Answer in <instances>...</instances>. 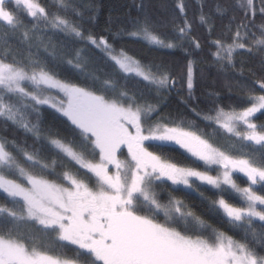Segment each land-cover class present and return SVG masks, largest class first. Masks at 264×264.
Listing matches in <instances>:
<instances>
[{"label":"snow or ice","instance_id":"snow-or-ice-1","mask_svg":"<svg viewBox=\"0 0 264 264\" xmlns=\"http://www.w3.org/2000/svg\"><path fill=\"white\" fill-rule=\"evenodd\" d=\"M50 3L55 11L40 0H0V124L24 136L0 134V264H264L256 251L264 248V124L254 121L264 114V79L257 81L260 93L253 85L239 109L216 104L197 110L189 102L203 70L191 56L202 46L192 36L184 0H177L181 23L174 13L171 36L156 30L143 4L130 27L113 34L114 40L182 51L189 58L181 79L85 29V12L74 0ZM196 3L218 72L235 70L238 50L264 53V0L217 3V15L233 14L215 39L203 0ZM93 49L106 58L104 68L95 66ZM63 66L75 78L61 77ZM185 86L181 103L216 125L213 135L222 129L238 143L218 146L195 120L185 126L180 116H161L167 97ZM44 106L66 118L71 139L42 127ZM29 137L38 147L27 144ZM177 148L194 158L191 163L168 157ZM122 149L127 159H120ZM234 174L246 177L247 186ZM158 188L168 190L166 202ZM175 190L207 201L209 213L240 231L241 240L197 215L172 195Z\"/></svg>","mask_w":264,"mask_h":264},{"label":"trees","instance_id":"trees-1","mask_svg":"<svg viewBox=\"0 0 264 264\" xmlns=\"http://www.w3.org/2000/svg\"><path fill=\"white\" fill-rule=\"evenodd\" d=\"M40 2L49 11L56 10L52 7L50 0H40ZM74 2L85 12V29L90 30L97 37L103 36L108 38L109 42L114 44L117 50L123 48L128 55L145 63L164 65L178 79L182 78L184 64L189 58L182 51L150 48L144 43L133 42L127 37L113 39V34L121 28L130 27L128 23L130 17L136 18L142 14L138 8L141 4H143V13H147L150 16L156 25V30L161 34L171 36L174 13L177 17L176 22L181 23L179 20V10L176 8L177 0H74ZM233 2L234 0H203V11L206 16L211 17L213 22L212 39L222 38L225 27L229 23L230 16L233 14L230 11L229 14L223 17L217 15L215 11L216 4L221 3L231 6ZM89 3L92 5L91 9L83 7ZM184 3L186 5V14L193 25L192 36L202 46L201 50H194L191 56L192 59L197 61V68L203 70V77L197 76L194 88L196 99L189 103L192 107L197 108V110L205 112L209 108L215 107L216 104L223 107L226 111L232 107L239 109L245 106L243 99L249 94L248 90L253 85H255V91L260 93L257 81L264 79V53H248L245 50H238V53L234 54L235 70H229L226 73L218 72L213 64L211 52L214 48L210 47L207 27L201 25L199 22L200 5L196 3V0H184ZM13 7L15 6L13 5ZM235 15L239 19L241 14L236 10ZM89 16H94V19L89 20ZM28 19L30 20V18ZM257 23H259V17H257ZM60 39H63L62 35ZM54 40H56L55 36ZM12 43L17 45L19 42L13 38ZM90 55L96 61L95 66L97 68L105 67L104 61L106 58L103 57L102 53L93 49ZM59 72L61 77L75 78L72 70L67 66H63L59 69ZM179 92L180 95L173 92L167 97L166 103L162 104L160 108L162 117L180 116L184 118L185 126H187L188 121L195 120V126L201 129L206 136L211 137V142L218 146L226 147L229 143H238L235 137L229 138V135L224 133L222 129H218L213 135V128L217 126H209L205 121L197 118L189 108L181 103V100L186 95V86L180 88ZM210 93H215V95L210 96ZM149 99L155 102L156 98L152 96ZM254 121L258 125L264 124V114L257 113ZM41 125L45 129L50 130L53 135L65 139L72 138V126L66 118L61 117L54 109L47 108L46 106L41 109ZM0 134L7 136L9 139L15 137L18 141L24 140L23 133L13 129L11 126L5 131L3 125L0 124ZM27 144L38 147V144H34L31 137L27 139ZM167 155L170 159L180 164H189L194 159L189 157L187 153H183L182 149L178 148L168 152ZM196 163L202 167V162ZM234 178L237 179V183L240 186H247V178L243 177L242 174H234ZM166 184L168 185V190H171L172 186L170 182H166ZM168 190L161 191L159 188L157 189L162 201H167ZM212 194V192L208 193L209 196ZM172 195L184 200L197 215L201 216L219 231L224 232L228 236H232L236 240H241L243 234L238 230L232 229L227 223L222 222L219 216L209 213L208 202L202 201L196 193L186 195L183 190H175L172 191ZM228 199L235 205L241 204V201L236 197H228ZM2 201L3 195L0 194V202ZM256 251L264 255V248L257 246ZM68 254L71 255V253Z\"/></svg>","mask_w":264,"mask_h":264},{"label":"rangeland","instance_id":"rangeland-1","mask_svg":"<svg viewBox=\"0 0 264 264\" xmlns=\"http://www.w3.org/2000/svg\"><path fill=\"white\" fill-rule=\"evenodd\" d=\"M122 155H120V159L124 160L127 159V150L126 149H122ZM215 174V173H212ZM241 187H245V186H241Z\"/></svg>","mask_w":264,"mask_h":264}]
</instances>
